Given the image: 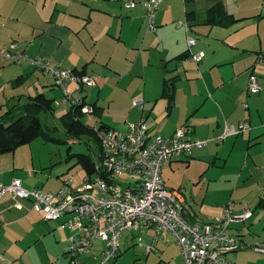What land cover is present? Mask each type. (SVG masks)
<instances>
[{
	"label": "rangeland",
	"instance_id": "374dc122",
	"mask_svg": "<svg viewBox=\"0 0 264 264\" xmlns=\"http://www.w3.org/2000/svg\"><path fill=\"white\" fill-rule=\"evenodd\" d=\"M11 1L17 20L10 22V19L7 21L0 15V24L4 25L0 27V36L2 37L10 23L19 30V35L15 37L16 42L12 41L11 37L0 38L2 51H6L14 44H20V49H27L26 38L32 31L31 26L39 29L42 25L41 17L44 18L47 10L56 3L55 0H8L7 3ZM75 1L79 2V0ZM124 1L126 0H86L92 8L88 10L91 13V21L88 25L94 33H99L104 27L115 29L119 25L121 31L118 34L121 40H116V36H112V33L103 35L101 31L99 33L102 35L99 39L100 47L95 48L94 51L102 52L107 48L110 50V47L117 48L119 57L109 62V67L96 64L100 74L95 76L97 86L86 87L81 92L88 96V102L99 100L105 110L101 117L91 112L86 115L83 122L91 127L99 126L104 122L122 130L133 122L134 117L149 116L147 125H160L164 120L184 116L188 114L186 112L189 109L200 106L207 99L209 84L215 86L213 91L218 90L217 87L222 84L228 93L238 92L242 88L243 73L254 63L255 57L260 56H254L244 49L264 51V18L258 16V14L264 16V0H229V8L237 16L257 15V17L245 19L230 28L215 26L212 30L200 24L189 28L192 23L185 19L184 0H162L160 10L155 13V31L150 29L147 12L140 4L128 11L123 8L124 5L121 6ZM45 2L46 9L43 8ZM209 3L210 0H195L189 5V9L195 8L198 13H203ZM2 4L3 0H0V8ZM76 8L78 9L79 6ZM82 8L86 11L87 7L83 5ZM85 18L89 19V17ZM180 24H184L185 27ZM106 34L110 35L106 37ZM189 39L197 41L198 45L194 47L193 52H203L205 55L203 63L194 65L188 60L173 61L168 64L166 70H163L164 62L187 49ZM0 57L4 61L1 51ZM260 68L261 66H256L257 73ZM110 69L116 70L118 74L120 72L123 77H119ZM176 74L181 76L177 86L176 106L172 116L167 117L168 108L160 97L161 82L164 76L170 78ZM15 76L16 79L18 76ZM262 76L264 78V75ZM50 86L47 89H52ZM3 87H0V102H2L0 105L12 98ZM54 90L57 92L53 98L56 99L55 101H60V94L64 90L57 87H54ZM49 96H51L50 92ZM132 96H135L136 100L144 101L140 107L132 106L130 100ZM153 99H159L154 109ZM149 100L151 102H148ZM234 102L237 107L243 109V104L248 103L246 98ZM249 104L252 109L251 103ZM4 108L7 109L6 106ZM163 112H165L164 116H162ZM201 117H195L191 121L193 118L191 116L187 124L194 129V124L202 121ZM41 119L42 123L54 129L52 131L55 132L58 141L45 142V139L39 138L32 145L18 148L14 153L0 154V172L7 171L3 173V177L0 175V182L7 186L14 180H20L22 186L28 190L37 189L44 193H55L61 187V179L74 176L75 188L80 187L88 172L78 163L79 158L76 155L82 153L90 155L93 161L98 163V147L85 137H81L79 141H72L58 121V112L54 115H42ZM258 150L257 146L250 147L252 154ZM193 158L190 160L192 164L190 166L184 163L186 159L184 162L173 163L171 168L167 165L163 170L162 178L167 186L181 189L187 202L193 203L194 208L198 209L202 206L201 201L205 195L204 207L210 204L216 206L217 202H221L232 192L227 180L235 173L231 165L239 162L240 158L232 157L226 167H223L222 159L217 165L216 163L209 165V168L196 157ZM243 162L250 160L244 158ZM116 181L125 188L130 182V177L118 176ZM194 200L198 206H195ZM3 204L4 201L0 203V209ZM253 210L256 213L253 225L248 222L233 224L231 227L233 229L230 234L234 235L238 227L247 239L242 248L229 256L234 264H264V253L254 249L255 246L264 248V220L258 221L264 210L255 206ZM19 216L22 214L17 210L1 216L0 264H76L69 254V238L72 233L61 229L62 221L46 222L44 214L37 211L24 220L18 219ZM10 221L14 222L9 224ZM55 227L57 229L52 231ZM151 239L150 233L123 232L119 241L120 256L112 264H180L179 258L182 261L183 253L172 234L160 237L158 251L148 253L146 246L151 243ZM103 245L104 243L99 241L90 255L79 256L77 259L84 261L85 264H95L94 256L100 253L99 250Z\"/></svg>",
	"mask_w": 264,
	"mask_h": 264
},
{
	"label": "built area",
	"instance_id": "2783aa9c",
	"mask_svg": "<svg viewBox=\"0 0 264 264\" xmlns=\"http://www.w3.org/2000/svg\"><path fill=\"white\" fill-rule=\"evenodd\" d=\"M161 3L162 0L143 2L150 29L154 31L155 13ZM133 6V3L127 5ZM195 43L191 39L189 46ZM11 57L19 62L26 58L24 55ZM191 58L200 63L204 55L191 54ZM30 62L36 69L50 73L63 88L66 102L81 104L82 86L96 84L88 75L53 68L46 60L30 59ZM263 62L264 58L260 56L257 63ZM68 81L77 84L73 92L68 90ZM261 89L258 75L252 73L248 93L257 94ZM142 103L141 100L134 101L135 106ZM83 111L90 114L93 108L86 104ZM189 130L185 127L172 135H152L143 119L130 124L124 131L109 128L101 132L104 146L95 172L88 174L80 187L75 188L74 176L63 180L57 194L28 190L22 186V181L14 180L7 186L0 183V203L10 197L15 201V207L42 212L47 221L63 220L61 229L72 233L69 254L76 264H85L77 258L89 255L99 241L104 245L96 257V264H112L120 255L119 241L123 232L143 230L155 232L153 242L146 246L148 253L157 250L158 235L171 232L183 253L182 264H234L229 256L239 250L240 241L229 230L235 223L250 220L253 211L247 209L235 213L230 203L219 217L190 223L185 217L189 206L184 192L167 187L162 173L167 163L191 157L195 150L207 147L211 141L223 143L228 136L249 132L251 126L247 122L240 123L237 128L228 126L221 136L203 140L190 139ZM124 175L130 177V182L122 188L116 177ZM23 201H29L32 207H25ZM256 250L264 253L263 247H256Z\"/></svg>",
	"mask_w": 264,
	"mask_h": 264
},
{
	"label": "crops",
	"instance_id": "0c3cea01",
	"mask_svg": "<svg viewBox=\"0 0 264 264\" xmlns=\"http://www.w3.org/2000/svg\"><path fill=\"white\" fill-rule=\"evenodd\" d=\"M217 0H210V3L207 10L203 13H198V11L195 8L189 9V5L194 3L195 0L186 2V0L183 1V4L186 7L185 9V19L187 21V12L188 11H194L198 14L199 19L196 25H205L208 26L205 23L206 18V12L215 4ZM8 0H3V4L0 8V15L4 16V19L8 21L10 19V22L16 21L17 16L13 12V6L12 1L7 3ZM55 5L47 10L46 15L42 19V25L39 29L35 26H31V33L26 38V45L27 49L19 48L20 44H14L11 45L6 51H1L2 56L4 57V61L0 59V87H3L5 91L10 95V97H18V96H32L36 95L37 93L44 92L48 97H55L53 95L56 94V90H54V81L51 75L45 71H40L36 69L30 62V59H38L39 60H46L49 62V65L53 68H60L65 69L68 71H79L82 72L84 69L86 72V75L94 78L95 82L96 75L99 74L98 66L99 65H106L109 67V62H111L114 58L117 59L119 56L117 54V48L112 49L111 47L108 48L105 51H94L95 48L100 47L99 46V39H101L102 35L105 33H112V36H116V40H121V36H118L120 34V25L113 29L104 27L103 30H100L102 32V35L98 32L94 33L90 25V18L91 13L88 10H91V6H89L88 2L86 0H79V2H76L75 0H55ZM144 0H126L124 3L122 2L121 6L124 5L123 8H125L128 11H131L137 7L138 4H140L145 12H147L145 6L143 5ZM134 4L133 7H127L128 4ZM225 8L228 13L236 16L237 18L242 19H248L252 17H257V15L253 16H237L234 12H231L229 8V0H224ZM83 5H86V11L82 8ZM75 6V8H74ZM76 6H79L77 9ZM43 8L46 9V2L43 3ZM90 8V9H88ZM160 10V8H159ZM158 10V11H159ZM163 16V15H162ZM161 16V17H162ZM200 16H202V20H200ZM258 16L261 18L264 16H261L258 14ZM85 17H89V19L86 20ZM1 19V17H0ZM243 21V20H242ZM188 22V21H187ZM241 22V21H240ZM238 22V23H240ZM236 23V25L238 24ZM13 23H10L9 26H7L6 30L2 34V37H11V40L16 42L15 37L19 35V30L12 26ZM235 25V24H234ZM232 25V26H234ZM235 25V26H236ZM4 26L3 24H0V27ZM180 26H184V24H181ZM219 26V25H216ZM230 26V27H232ZM150 27V26H149ZM192 28L190 25L189 28ZM212 30L215 26H208ZM223 27V26H219ZM230 27H224V28H230ZM113 29V30H112ZM187 29V28H186ZM123 34V31L121 35ZM110 34H106V37ZM189 39L187 41V49L182 50L181 52L177 53L174 57H172L170 60L163 63V70L167 69V66L170 62L176 61L175 58L179 56L180 54L184 52H189L190 57L187 58L190 63L194 65H200L205 60V55L203 60L200 63H196L191 58V54H200L203 53L202 51H199L197 53L193 52L194 47L198 45L197 41L195 45L189 46ZM193 40V39H192ZM110 51V52H109ZM247 52L252 53L254 56H257V52L260 51H249L245 50ZM5 52V53H4ZM11 55H24L26 56L23 61L19 62L17 59L12 58ZM1 58V57H0ZM183 60L182 62L186 61ZM25 62V63H24ZM20 64L21 66H16ZM24 63V64H23ZM98 66H97V65ZM256 66L260 67L259 73L256 71ZM263 66V67H262ZM112 70V69H110ZM133 69L131 68L130 71ZM115 74H118V72L115 70H112ZM15 75L19 76H28L27 81L17 88L13 87L11 82L15 79ZM252 73H255L258 75L260 84H261V91L257 94L250 95L248 94L247 85L249 84V78ZM12 74L11 76H9ZM100 75V74H99ZM119 77L121 76L119 72ZM264 75V62L263 64L257 63V58L255 57L254 63L251 64L246 72L242 75V88L238 90V92L230 94L226 91V89L221 84L219 87H217L218 90L213 91V88L215 86L209 84L208 85V97L207 99L200 105V106H194L192 109H189L188 114L184 116H179L174 119L170 120H164L162 124L158 125H148L150 133L152 135H172L174 134L178 129L181 128H188L189 133L188 136L190 139H215L219 136H221L226 127H233L237 128L240 126V123L247 122L251 126V130L247 133H243L240 135H232L228 136L223 143H217L216 141H211L207 147L195 150L194 154L191 155V157L183 158L181 161H176L172 163H167L165 165V168H167V165L171 168L173 163L177 162H184L187 163L188 166L192 165L190 163L191 159H194L193 157H196L199 161L203 163V165H206L207 168H209V165H213L218 163L219 160L223 159V167H226L228 162L232 157L240 158V161L235 163L234 165H231V168L235 170V173L232 178H229L227 181L231 185L232 192L225 197L224 200L221 202H217L216 206L213 204L208 205L207 207H204L206 202V195L204 198H202V206L199 209H196L192 206V204L187 202V199H185L186 204L189 206L187 211L185 212L186 219L193 224L197 223H203L206 220L219 217L220 214L223 213L224 207L228 204H232V209L235 213H242L243 211L250 209L253 211V207H260L261 201H264V78H262ZM178 77V80L175 85L174 89V95L173 99L171 100L170 97L164 95L163 91V80L168 79L166 76L163 77V80L161 82V90H160V97L163 98V101L165 102L164 105H166V108H168V116L170 117L173 114V110L176 106V97H177V86L178 83L181 81V76L176 74L170 78ZM5 79V80H4ZM52 84V86H50ZM98 83H96L94 86H97ZM68 90L74 91L77 84L68 81ZM51 87L52 89H47L48 87ZM86 87H89L85 85L82 88V92ZM57 88L63 90L62 87L58 86ZM50 90V91H48ZM60 91V90H59ZM49 92L50 95L49 96ZM64 93V91L62 92ZM62 93L60 94V97H62ZM246 93V94H244ZM82 96H87L84 94H81ZM9 97V98H10ZM88 97V96H87ZM159 98V99H161ZM248 103L243 104L244 109L237 107L235 105V100H242L245 99ZM55 99V98H54ZM159 99H153L152 100V107L154 109L155 104H157ZM88 100V98H87ZM132 106L134 108L140 107L135 106L134 101L136 100L135 96H132L130 98ZM99 100H96L93 103L97 104L98 108H102V113L97 114L100 117L104 114V107L98 102ZM143 101V100H142ZM144 102V101H143ZM148 102H151L149 100ZM2 103V102H0ZM91 103V102H90ZM147 101L145 102V104ZM252 105V109L250 107V104ZM60 109L57 110L58 117L66 112L70 105L68 103L60 104ZM151 106V105H150ZM151 107V108H152ZM246 111H248L246 113ZM96 114V113H92ZM165 115V112L162 113V116ZM195 115V116H194ZM191 116L193 118L191 121L194 120L195 117L202 116V121L198 124H194L195 128L193 129L188 123ZM250 119H248V117ZM149 116H141L140 118H132L133 123L138 122L140 119L147 121ZM102 123V122H101ZM106 124V123H105ZM108 125V124H106ZM130 124L126 125V128L122 129L121 131L127 130L129 128ZM110 126V125H108ZM155 126V127H153ZM113 129H116L112 126H110ZM191 127V128H190ZM194 127V126H193ZM118 130V129H117ZM214 144V145H211ZM32 145L29 144V146ZM27 146V145H26ZM215 146L219 147L216 148ZM251 146H257L259 150L257 152H253V154L250 151ZM22 148V147H21ZM247 158L250 160V162H243V159ZM163 169V170H164ZM7 171L0 172L1 177H3V173ZM65 179V178H64ZM61 179V186L63 183V180ZM1 183V182H0ZM166 184V183H165ZM167 186V184H166ZM169 187V186H167ZM61 188V187H60ZM59 188V189H60ZM171 188V187H169ZM59 189L55 193L50 194H57ZM171 189H179V188H171ZM209 189L207 190L208 193ZM195 206H198L196 200ZM5 204H3L2 208L0 209V219L1 216L8 213L9 211L17 210L18 213L22 214V216H19L18 219L24 220L27 216L31 215L33 212L36 211H29L24 208H18L14 206V200L10 199V197H6L4 199ZM23 204L27 208H31V203L29 201H23ZM261 210H264V206L260 207ZM44 214V213H43ZM255 214H253L252 218L248 220L246 223L250 222L251 225H253V221L255 218ZM45 218V216H44ZM46 220V219H45ZM264 220V211L261 214V217L258 218L259 222H262ZM63 221V220H58ZM14 221L8 222L9 224L13 223ZM46 222H48L46 220ZM62 223V222H61ZM1 229L2 230V223L0 220ZM235 224H242V223H235ZM59 228V227H58ZM57 227H55L52 231H55ZM231 228L229 230H232ZM237 232L234 233L233 236H236L240 243L246 244L244 241L247 239L245 238V234H242L241 230L237 227L235 229ZM137 232H145L151 234V243L153 242L155 238V232L154 230H143V231H137ZM168 234H172L171 232H164L163 234L158 235V241L156 245H158L160 237H166ZM173 235V234H172ZM232 235V234H231ZM174 236V235H173ZM176 242L177 239L174 236ZM245 238V239H244ZM141 239V238H139ZM179 244V243H178ZM180 246V245H179ZM255 246L254 249L256 250ZM242 248V247H241ZM158 251L155 250L154 252ZM238 251V250H237ZM236 251V252H237ZM258 251V250H257ZM259 252V251H258ZM92 253V252H91ZM90 253V254H91ZM235 253V252H234ZM89 254V255H90ZM94 256L95 264H96V257L99 255ZM233 254V253H232ZM231 255V254H230ZM180 264H182L181 259Z\"/></svg>",
	"mask_w": 264,
	"mask_h": 264
},
{
	"label": "trees",
	"instance_id": "16d2710c",
	"mask_svg": "<svg viewBox=\"0 0 264 264\" xmlns=\"http://www.w3.org/2000/svg\"><path fill=\"white\" fill-rule=\"evenodd\" d=\"M190 1L193 0H186L187 3ZM223 3L224 0H217L215 2V4L206 12L204 24L211 27L216 25L230 27L244 20L228 13L225 8V4ZM186 14L187 21L189 23H192V27L195 26L199 19L198 14L194 11H188ZM257 55L264 57V51L257 52ZM189 57L190 53L184 52L177 56L175 60L183 61ZM259 57H257V59ZM72 72L75 74L77 73V75H86L87 71H85L84 69L82 72ZM47 73L50 74L49 72ZM27 79L28 76H19L14 79L11 84L13 87L17 88L19 86H22L27 81ZM177 80L178 77L163 80L164 95L170 97L171 100L173 99L175 89L174 87ZM53 81L54 85L58 87L59 85H57L54 78ZM80 92H82V89ZM248 94L254 95L251 93ZM87 98V96H83L82 103L75 105L72 102L65 101V93H62L60 101H55L56 99L48 97L44 92L28 97L18 96L16 97V99L12 97L5 104L0 105V154L3 155L14 153L18 148L29 145L39 138L45 139V142L58 141V139L54 135L55 132L52 131L54 129L46 126L45 123H42L43 121L41 119V116L54 115L57 110L60 109V104L68 103L70 105V108L58 117L60 125L63 127L64 131L71 137L72 141H79L81 137L89 138L91 142L93 141L98 147L97 150L99 159L102 153V146H104L102 143L101 132L111 127L106 125L104 122L101 123V125L95 127H91L83 122V119L86 117V115H88L83 111V108L86 104L90 105L93 108V113H102V108H98L96 103L88 102ZM4 106H6L7 109H5ZM70 157L71 155L69 156V158ZM76 157L79 158L78 163L84 167L88 174H92L95 172L96 163L93 161V158L90 155L82 153L76 155ZM259 206L263 207L264 201H261ZM242 246L243 245L240 243V248Z\"/></svg>",
	"mask_w": 264,
	"mask_h": 264
}]
</instances>
